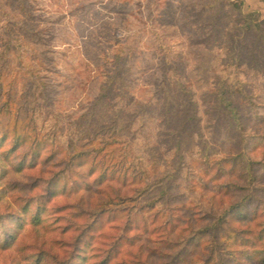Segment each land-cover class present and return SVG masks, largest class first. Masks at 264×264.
I'll return each mask as SVG.
<instances>
[{"label":"trees","instance_id":"obj_1","mask_svg":"<svg viewBox=\"0 0 264 264\" xmlns=\"http://www.w3.org/2000/svg\"><path fill=\"white\" fill-rule=\"evenodd\" d=\"M251 1L125 5L132 41L116 34L97 94L68 112L37 1L0 0V264H264Z\"/></svg>","mask_w":264,"mask_h":264},{"label":"rangeland","instance_id":"obj_2","mask_svg":"<svg viewBox=\"0 0 264 264\" xmlns=\"http://www.w3.org/2000/svg\"><path fill=\"white\" fill-rule=\"evenodd\" d=\"M39 13L53 29L56 64L59 75L56 82L63 89L61 108L79 111L98 92L99 68L109 59L115 48V36L129 42L136 33L137 22L130 18L131 31H124L118 11L126 5L137 12L140 0H36ZM143 3V2H142ZM252 10L264 15V5L251 1ZM19 67H36L28 54ZM140 82V86H145ZM149 89V88H147ZM1 189V187H0Z\"/></svg>","mask_w":264,"mask_h":264}]
</instances>
